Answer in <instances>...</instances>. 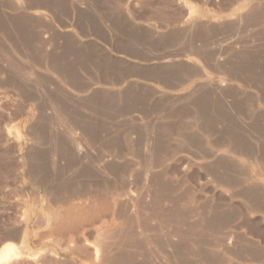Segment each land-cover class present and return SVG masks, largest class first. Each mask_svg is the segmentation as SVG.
<instances>
[{"label": "rangeland", "instance_id": "374dc122", "mask_svg": "<svg viewBox=\"0 0 264 264\" xmlns=\"http://www.w3.org/2000/svg\"><path fill=\"white\" fill-rule=\"evenodd\" d=\"M7 245L264 264V0H0Z\"/></svg>", "mask_w": 264, "mask_h": 264}, {"label": "bare ground", "instance_id": "6f19581e", "mask_svg": "<svg viewBox=\"0 0 264 264\" xmlns=\"http://www.w3.org/2000/svg\"><path fill=\"white\" fill-rule=\"evenodd\" d=\"M45 16V15H44ZM190 20L188 21V23H193L192 21H194V20H192V18H189ZM196 21V20H195ZM194 21V22H195ZM190 26V25H189ZM114 88V87H113ZM74 207V206H73ZM68 208V207H67ZM83 208V207H82ZM66 209V208H65ZM73 210H74V208H72ZM79 209H81V208H79ZM66 210H69V209H66ZM71 211V210H70ZM76 211V210H75ZM64 212V211H63ZM82 212V211H81ZM67 213V212H66ZM71 213H72V211L70 212V213H68L67 215H65V216H67L68 217V215L70 216L71 215ZM57 214V213H56ZM73 214H74V211H73ZM76 214H78V213H76ZM83 214H84V212H83ZM75 215V214H74ZM73 215V216H74ZM54 216H55V214H54ZM64 216V215H63ZM64 216V217H65ZM56 217V216H55ZM73 218V217H72ZM70 219V218H69ZM53 220H55V219H53ZM125 228V227H124ZM114 228H112V230H113ZM119 230V229H118ZM106 233V232H105ZM104 239V238H103ZM103 239H102V242H103ZM105 242V241H104ZM101 243V242H100ZM106 243V242H105ZM109 243V242H108ZM229 244H230V242H229ZM97 244H95V246H96ZM102 246H104V244L102 245ZM111 246H112V244H111ZM107 247V246H106ZM73 248V247H72ZM100 248H101V246H100ZM102 249V248H101ZM101 249H99V247H98V249H96V252H94L95 253V256H96V258H102V262L104 263V262H106V259L104 258V255H103V252H105V251H109L110 249H102V251H101ZM113 251H115V250H113ZM13 252H14V248H13V246H11V245H7V246H5V247H3V249H2V251H1V255H0V258L1 259H3L4 261H7L8 259H10L11 258V255L13 254ZM80 252V251H79ZM112 253V252H111ZM106 255V254H105ZM108 255V254H107ZM94 256V257H95ZM95 258V259H96ZM100 261V260H99ZM4 263V262H3ZM53 263V262H52ZM62 264V263H61ZM101 264V263H100Z\"/></svg>", "mask_w": 264, "mask_h": 264}]
</instances>
